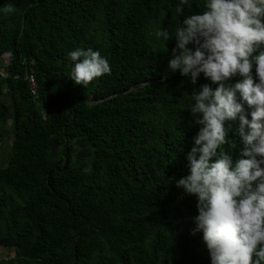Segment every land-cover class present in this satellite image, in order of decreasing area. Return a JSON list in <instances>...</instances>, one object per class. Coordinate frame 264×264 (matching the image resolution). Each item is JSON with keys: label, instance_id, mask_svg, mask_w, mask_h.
Wrapping results in <instances>:
<instances>
[{"label": "trees", "instance_id": "obj_1", "mask_svg": "<svg viewBox=\"0 0 264 264\" xmlns=\"http://www.w3.org/2000/svg\"><path fill=\"white\" fill-rule=\"evenodd\" d=\"M204 2L182 5L181 15L180 0H0L9 73L0 77V149L12 123L0 153V246L13 252L0 264H212L198 197L177 181L190 174L203 127L192 95L218 85L168 69L177 29ZM162 30L173 37L158 38ZM76 49L99 51L111 73L77 85ZM29 68L36 96L23 78ZM237 99L251 120L254 109ZM224 123L235 164L245 147L239 115ZM79 140L86 157L77 156Z\"/></svg>", "mask_w": 264, "mask_h": 264}, {"label": "clouds", "instance_id": "obj_2", "mask_svg": "<svg viewBox=\"0 0 264 264\" xmlns=\"http://www.w3.org/2000/svg\"><path fill=\"white\" fill-rule=\"evenodd\" d=\"M182 5L191 8V0H180L181 15ZM203 7L202 14L183 18L168 61L169 70L190 77L193 84L203 73L218 85L204 84L192 95L196 103L190 110L203 127L188 155L190 174L177 187L198 197L195 221L212 264H264V0H205ZM5 11L14 12V5ZM156 35L165 41L173 37L166 30ZM69 57L75 62L70 78L77 85L86 87L111 73L99 51L76 49ZM237 75L241 79L234 85L225 83ZM237 93L254 109L251 120ZM238 115L244 158L233 164L223 149L228 143L224 122Z\"/></svg>", "mask_w": 264, "mask_h": 264}, {"label": "rangeland", "instance_id": "obj_3", "mask_svg": "<svg viewBox=\"0 0 264 264\" xmlns=\"http://www.w3.org/2000/svg\"><path fill=\"white\" fill-rule=\"evenodd\" d=\"M4 57V56H3ZM5 58V57H4ZM2 62V61H1ZM11 121L8 120V123L7 125L5 126V130L3 132V136H2V140H3V146L2 148L0 149V153L1 152H6L7 151V148H8V144L11 143ZM77 145L79 147V150L77 152V156L79 157H86L90 154V150H89V146H88V142L85 141V140H79L77 142ZM3 156V154H1ZM10 255H13V252L7 248V247H1L0 246V258L2 257H6V256H10Z\"/></svg>", "mask_w": 264, "mask_h": 264}, {"label": "built area", "instance_id": "obj_4", "mask_svg": "<svg viewBox=\"0 0 264 264\" xmlns=\"http://www.w3.org/2000/svg\"><path fill=\"white\" fill-rule=\"evenodd\" d=\"M5 64H6V60L4 57H2V60H0V77H6L9 75V73L5 69ZM23 78L26 81L30 94L36 96L38 90V82L33 70L31 68L27 69L24 73Z\"/></svg>", "mask_w": 264, "mask_h": 264}]
</instances>
